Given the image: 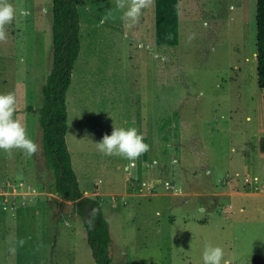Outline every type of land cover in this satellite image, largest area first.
<instances>
[{
  "label": "rangeland",
  "instance_id": "374dc122",
  "mask_svg": "<svg viewBox=\"0 0 264 264\" xmlns=\"http://www.w3.org/2000/svg\"><path fill=\"white\" fill-rule=\"evenodd\" d=\"M8 2L17 16L0 42V94H16L17 115L42 157L0 150V177L25 179L37 191L25 206L0 203V264H95L83 219L53 193L43 151L51 0ZM115 3L82 0L78 6L79 21L100 20L118 36H95L78 60L100 47L102 63L94 71L104 72L99 77L110 87V102L123 99L126 128H145L150 149L136 161L142 174L144 161L156 159L150 190L162 194L126 197L125 205L119 196L115 202L101 197L110 264H203L208 245L222 247L230 264H264V154L258 147L264 87L255 74V0H154L132 28ZM86 66L94 69L92 62ZM80 67L81 60L74 71H87ZM112 67L122 87L113 84L120 77L107 70ZM114 109H108L112 120L119 117ZM166 180L182 194L164 188Z\"/></svg>",
  "mask_w": 264,
  "mask_h": 264
},
{
  "label": "crops",
  "instance_id": "0c3cea01",
  "mask_svg": "<svg viewBox=\"0 0 264 264\" xmlns=\"http://www.w3.org/2000/svg\"><path fill=\"white\" fill-rule=\"evenodd\" d=\"M99 21L100 20L95 22L79 21L77 34L79 44L78 51L72 63L69 81L66 85L64 94L66 110L64 141L70 155V163L79 190L83 196L99 197V206L108 222V216L105 212L104 206L100 204L101 197L109 196L110 202H115L119 196V201L125 205L128 201L126 200V197H139L145 196L144 194L154 195L162 193H154L150 190L153 186L155 177V173L152 171L153 164H156L155 158L150 162L149 160H143L145 167L147 168L143 170L142 174L144 175L142 176L140 169L141 166H139L137 161H135L134 166L131 167L129 171H125V166L129 164L128 161H125L124 158L118 156H105L96 149L95 143L100 142L104 135H110L113 127L126 128L127 124V120H124L125 111L123 99H121L116 105L115 102H110L108 100L110 87H107L105 81L99 77L100 73L104 76V72L94 71L97 64L101 62V59L98 58L99 55L102 57L100 47H91L90 52H86L85 56L79 59L81 60L80 70L84 68L87 69V71H74L76 69V63L79 61L78 57L81 54L82 47L84 48L88 44L96 43V37H105L106 35H112L114 38L118 37L111 30L102 27ZM105 58H107V56L102 58L103 61ZM91 62L94 69H90L86 66ZM117 66L120 68L119 60ZM113 68L114 67L107 70L110 71L111 74L120 77L119 81H114L113 84H116V87H122V75L119 71H115ZM96 76L99 78L98 81H96ZM110 108H116V110L114 109V113L118 114L119 117L117 119H111L112 114L108 111ZM131 125L132 124H128V127H131ZM144 130L145 128L139 132L143 133L145 137ZM148 141L150 140L146 136L144 142L149 145ZM166 145H168L167 142ZM147 152L142 154L139 158L144 159ZM41 153L38 152L37 155H41ZM175 161V159H171V163ZM172 170L173 168H171V171ZM174 173L172 172L173 176ZM128 178L130 181L127 180ZM86 180L89 181V187H84ZM18 181L29 185L31 189L34 190L35 195H33L32 199L29 201L33 200L37 191L25 179L14 180L13 178L3 176L0 177V187L4 188L7 182L14 184ZM168 185H171V187H168ZM143 188L145 190L147 189V192H143ZM164 188L177 189V183H171L166 180L164 181ZM164 194L172 195L173 192L168 191ZM172 200L173 199H171L168 205H166V209L172 206ZM0 203L3 204L1 196ZM2 206L10 207L8 203L3 204ZM14 207L15 206H13L12 209H14ZM224 210L227 209L224 208ZM108 211L109 210H107V212ZM173 218V215L170 214L169 219L173 220ZM108 229L110 233L109 223Z\"/></svg>",
  "mask_w": 264,
  "mask_h": 264
},
{
  "label": "trees",
  "instance_id": "16d2710c",
  "mask_svg": "<svg viewBox=\"0 0 264 264\" xmlns=\"http://www.w3.org/2000/svg\"><path fill=\"white\" fill-rule=\"evenodd\" d=\"M82 0H51V66L43 83V150L54 177L53 193L70 201L83 219L86 242L95 264H110L111 242L108 223L98 198L83 196L78 188L64 141L66 110L64 94L72 63L78 51V6ZM255 74L259 87H264V0H255ZM264 154V136L258 142Z\"/></svg>",
  "mask_w": 264,
  "mask_h": 264
},
{
  "label": "clouds",
  "instance_id": "9594fccd",
  "mask_svg": "<svg viewBox=\"0 0 264 264\" xmlns=\"http://www.w3.org/2000/svg\"><path fill=\"white\" fill-rule=\"evenodd\" d=\"M153 5L154 0H116L115 3L116 9L122 12L121 19L129 28L138 24L144 10ZM16 16V9L13 5L8 0H0V42L7 41L6 25L10 24ZM18 110L19 101L14 92L0 94V150L9 155L13 150H21L26 157L30 158L40 151V146L29 138L26 127L17 115ZM144 140L143 133L135 127H113L111 134L104 135L95 145L97 151L105 156H118L126 159L129 164L125 166V171H129L135 161L150 149ZM176 194L181 195L182 190L176 189ZM23 243V240L19 241L21 246ZM10 251L14 253L15 248H11ZM202 261L203 264H230L225 259L224 249L212 245L205 247Z\"/></svg>",
  "mask_w": 264,
  "mask_h": 264
},
{
  "label": "built area",
  "instance_id": "2783aa9c",
  "mask_svg": "<svg viewBox=\"0 0 264 264\" xmlns=\"http://www.w3.org/2000/svg\"><path fill=\"white\" fill-rule=\"evenodd\" d=\"M37 156H39V158L42 157L40 154ZM127 180L130 181L129 178ZM168 187H171V185H168ZM33 195H35L34 190H32L29 185L24 184L21 181L14 184L7 182L4 188L0 187L2 203H8L10 207L17 206V204L25 206L26 202L32 199Z\"/></svg>",
  "mask_w": 264,
  "mask_h": 264
}]
</instances>
